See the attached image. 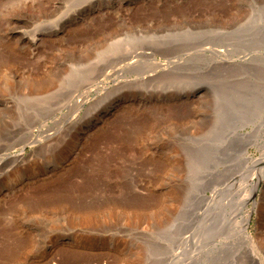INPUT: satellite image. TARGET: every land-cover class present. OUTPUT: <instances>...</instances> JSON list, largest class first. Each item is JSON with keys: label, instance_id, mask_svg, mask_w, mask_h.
<instances>
[{"label": "rangeland", "instance_id": "1", "mask_svg": "<svg viewBox=\"0 0 264 264\" xmlns=\"http://www.w3.org/2000/svg\"><path fill=\"white\" fill-rule=\"evenodd\" d=\"M0 264H264V0H0Z\"/></svg>", "mask_w": 264, "mask_h": 264}, {"label": "bare ground", "instance_id": "2", "mask_svg": "<svg viewBox=\"0 0 264 264\" xmlns=\"http://www.w3.org/2000/svg\"><path fill=\"white\" fill-rule=\"evenodd\" d=\"M42 1V0H41ZM48 2V1H47ZM41 3V2H40ZM23 7V6H22ZM29 10V9H28ZM121 28V27H120ZM60 29V27L58 26L57 27V30H59ZM62 29V28H61ZM65 31V30H64ZM118 31V30H117ZM36 35H40V33H34V34H32V36H30V44H31V42H33V41H36V39H38L37 38V36ZM19 38V37H18ZM121 40H123V38L121 37V36H117L116 37V40H114V41H112V42H118V41H121ZM17 41H18V39H17ZM40 41V40H39ZM24 42V41H23ZM123 42V41H122ZM40 43V42H39ZM121 43V42H120ZM9 47V46H8ZM14 56V55H13ZM12 59V58H11ZM16 60V59H15ZM20 61V60H19ZM11 63V62H10ZM48 86V85H47ZM128 97V96H127ZM106 103H108V102H106ZM109 104H103V108L105 107L106 109L108 108L109 109ZM20 107V106H19ZM21 108V107H20ZM37 115H38V113H37ZM147 117V116H146ZM93 118V117H92ZM143 118V117H142ZM28 119V118H27ZM87 120H88V118H87ZM148 120V119H147ZM221 120H222V118L221 117H217L216 119H215V124H214V120L212 121V124H211V128L208 130L207 129V123L201 128V130H208V132L209 133H212L214 136H218V135H220L221 133H222V130L224 129V127H225V121L223 120V122H221ZM146 121V120H145ZM81 119L79 120V124H81ZM138 122H139V120H138ZM140 122H141V120H140ZM221 122V124H219V125H221L220 127H216V125H218V124H216V123H220ZM144 122H142L141 124H143ZM156 123V122H155ZM158 123V122H157ZM78 125V124H77ZM154 125V122H152L151 121V119H150V121H146L145 122V124H144V127L146 128V127H151V126H153ZM79 126V125H78ZM84 126V125H83ZM90 126V125H89ZM87 128L85 129H82V130H79L78 131V133L79 134H82V133H86L87 132V130L89 129V127H88V125L86 126ZM128 128V127H127ZM124 129V128H123ZM137 129V128H136ZM139 129V128H138ZM149 129V128H148ZM125 131V130H124ZM123 131V133H125ZM127 131V130H126ZM136 131V130H135ZM141 131V130H140ZM77 132V131H76ZM89 133V132H88ZM115 133V132H114ZM117 133V132H116ZM119 133V132H118ZM237 136H239V137H249L250 135H251V132L250 131H247V132H236L235 133ZM87 135V134H86ZM82 136V135H81ZM113 136V135H112ZM111 137V136H110ZM123 137H125V136H123ZM129 137V136H128ZM79 138V137H78ZM107 138V137H106ZM119 139H121V137H118ZM123 140V139H122ZM135 140V139H134ZM227 140H228V137H226L225 136V141L227 142ZM78 143V141H75L74 142V144H77ZM95 143V142H94ZM116 143V142H115ZM74 144H73V146H74ZM81 145V144H80ZM108 145V144H107ZM109 146V145H108ZM107 146V147H108ZM129 146V145H128ZM78 147V146H77ZM98 147V146H97ZM96 147V148H97ZM110 147V146H109ZM109 147H108V149H109ZM112 147V146H111ZM95 148V147H94ZM95 148V149H96ZM71 149V148H70ZM73 149V148H72ZM112 149V148H111ZM115 149V148H114ZM130 149V148H129ZM128 149V150H129ZM131 150V149H130ZM111 151H113V150H111ZM212 151V150H211ZM109 153H110V151H108ZM118 152V151H117ZM127 152V151H126ZM227 152L225 151V154H226ZM118 154H120V153H118ZM98 155V154H97ZM101 155V154H100ZM112 155V154H111ZM109 156V155H108ZM226 156H227V154H226ZM210 157L211 158H213V159H216L217 157H215L214 158V153L213 152H210ZM107 158H109V157H107ZM228 158V157H227ZM102 159V158H101ZM112 159V158H111ZM261 159V158H260ZM260 159L259 158H255V157H253V156H251L250 154H249V152H248V147L246 146V147H244L243 148V150H242V152H241V162L243 163V165H244V163L246 164V165H254L255 163H258L259 161H260ZM227 161H229V159L227 160ZM211 162H213V167L215 168L216 167V173H219V172H222L223 170H221L219 167H220V165L217 163L218 161H216V160H211ZM198 165V162H196L195 160H191L190 159V157L189 156H184L182 159H181V161H178L177 163H176V166L178 167V168H183V169H187V170H189V171H191V169L193 170L194 169V167L195 166H197ZM163 166V165H162ZM77 168V167H76ZM100 168V167H99ZM16 169V168H15ZM75 173H79V170H75L74 171ZM85 174V173H84ZM61 175V174H60ZM63 175V174H62ZM57 176V175H56ZM57 178V177H56ZM60 178V177H59ZM22 179V178H21ZM65 178H63V181L61 180L60 182L58 181L57 183H55L54 185H52L51 187L49 186V187H46L45 185H40L41 186V188L39 189V190H37L36 188V190L33 192L32 191V193L30 192V193H26L27 195L26 196H24L25 194L23 193V195L21 194V200H19V198L17 197V199H18V201L20 202H22V207L24 206V207H26L27 208V210L29 209V210H33L34 212L35 211H40V213L39 214H41V213H43V212H46V213H51V212H54V210H57V209H59V210H63L64 208H66V207H69L70 208V210L72 209V211H75V213H80L81 214V216H82V218H83V220L84 221H87L88 223H92V218H94L95 216H93V214L92 213H90L89 211L88 212H83L82 210H83V208L81 207V205L79 204V202H78V204L74 201V198L76 197L77 198V196H78V194H79V196L81 195V194H83V193H85L86 191H89L91 188V186H90V184H88L87 183V181H86V183L87 184H79V186H77L74 182H67V181H65L64 180ZM90 179V178H89ZM58 180V179H57ZM85 180H87V179H85ZM69 181V180H68ZM93 181V180H92ZM44 183V182H43ZM52 183V182H51ZM46 184H47V182H46ZM93 184V183H92ZM15 185V184H14ZM81 185V186H80ZM27 192H28V190H27ZM220 192V191H219ZM18 196V195H17ZM19 197H20V195H19ZM212 198H214V204H215V206L214 207H217L219 204H217L220 200H221V195H219V194H217L216 196H213ZM122 199H123V197H122ZM15 200V199H14ZM117 201V200H116ZM120 201V200H119ZM12 202V201H11ZM14 202V201H13ZM15 203V202H14ZM126 203H128V201L126 202ZM10 205H11V203H10ZM15 205H17V204H14V206H12V208L14 207L15 208ZM20 205V204H19ZM19 205H18V207H19ZM9 206V205H8ZM17 207V208H18ZM114 207V206H113ZM117 208V207H116ZM122 208V207H121ZM67 209V208H66ZM119 209V208H118ZM126 209L127 208H124V206H123V210L124 211H126ZM128 210V209H127ZM218 210V209H217ZM123 211V212H124ZM213 211H215V209L213 210ZM96 212V211H95ZM142 211H140V213H141ZM118 213V212H117ZM38 214V215H39ZM44 214V213H43ZM79 214V215H80ZM215 215H217V214H215ZM40 216V215H39ZM42 216V215H41ZM81 218V219H82ZM94 221V220H93ZM247 222H248V218H246L245 220H244V223H243V229H245V224H247ZM94 223V222H93ZM14 225V224H13ZM11 227V226H10ZM13 227V226H12ZM15 227V226H14ZM3 228V227H2ZM16 228V227H15ZM4 230V229H3ZM31 231H32V229H30ZM64 230L63 229H61V230H56L55 232H54V236H56V240H57V238L58 239H61L62 240V237H64V235H67L66 233H64L63 232ZM2 232V231H1ZM33 232V231H32ZM17 233V232H16ZM28 234V233H27ZM30 234H31V232H30ZM5 235V234H4ZM9 235V234H8ZM26 236V235H25ZM35 236V235H34ZM23 237L24 236H22V239H23ZM31 237V236H30ZM35 238H36V236H35ZM35 238H31V239H29L28 237L26 238V239H24L23 241H20V243H18L17 245H18V247L17 248H14V250L11 248L9 251H8V257H10L11 259L14 257V256H17V255H21L22 253H24L25 251H28L27 249L28 248H30L33 244H34V242L36 241L35 240ZM68 239V238H67ZM16 242V241H15ZM18 242V241H17ZM16 245V246H17ZM15 246V247H16ZM46 246V245H45ZM48 247V246H47ZM47 249V248H46ZM4 254V253H3ZM22 255H24V254H22ZM21 255V256H22ZM7 256V255H6ZM48 256V255H47ZM20 257V256H19ZM9 259V258H8ZM11 261V260H10Z\"/></svg>", "mask_w": 264, "mask_h": 264}]
</instances>
